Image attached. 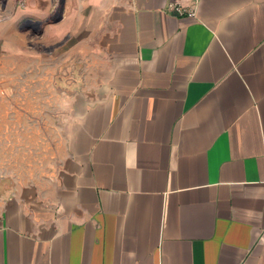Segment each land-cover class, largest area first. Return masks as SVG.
I'll return each mask as SVG.
<instances>
[{"label": "crops", "instance_id": "0c3cea01", "mask_svg": "<svg viewBox=\"0 0 264 264\" xmlns=\"http://www.w3.org/2000/svg\"><path fill=\"white\" fill-rule=\"evenodd\" d=\"M3 4L70 87L53 161L3 157L0 264H264V0Z\"/></svg>", "mask_w": 264, "mask_h": 264}, {"label": "rangeland", "instance_id": "374dc122", "mask_svg": "<svg viewBox=\"0 0 264 264\" xmlns=\"http://www.w3.org/2000/svg\"><path fill=\"white\" fill-rule=\"evenodd\" d=\"M17 1L20 3L22 0ZM3 2L0 0V22L8 14ZM4 40L0 34V126L3 125L0 130L4 134L5 116L22 114L24 136L22 144L0 143V168L3 169L1 164L6 167L15 165L14 161L11 164L3 159L9 149H13V158L15 154L18 158L21 154L23 169L46 167L55 158L56 145L53 141L61 134L62 110L69 99L67 92L70 84L63 78V74L57 72L63 49L57 52L52 47H36V42L32 43L30 39L27 49L12 52L9 48H3ZM74 42L75 38L69 44ZM5 105L7 109L12 106V109L17 110L6 112ZM14 106H19V109ZM9 177L19 178L18 175L0 176V181H6Z\"/></svg>", "mask_w": 264, "mask_h": 264}, {"label": "built area", "instance_id": "2783aa9c", "mask_svg": "<svg viewBox=\"0 0 264 264\" xmlns=\"http://www.w3.org/2000/svg\"><path fill=\"white\" fill-rule=\"evenodd\" d=\"M175 10L180 14V15H188V16H195L196 11L194 9H185L180 5L174 6Z\"/></svg>", "mask_w": 264, "mask_h": 264}]
</instances>
